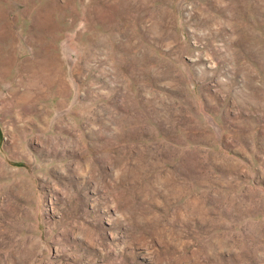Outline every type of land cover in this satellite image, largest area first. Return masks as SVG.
Wrapping results in <instances>:
<instances>
[{"label":"rangeland","instance_id":"1","mask_svg":"<svg viewBox=\"0 0 264 264\" xmlns=\"http://www.w3.org/2000/svg\"><path fill=\"white\" fill-rule=\"evenodd\" d=\"M0 264H264V0H0Z\"/></svg>","mask_w":264,"mask_h":264}]
</instances>
